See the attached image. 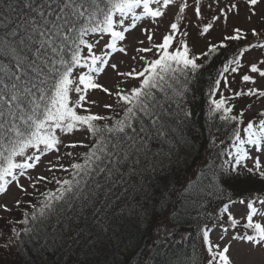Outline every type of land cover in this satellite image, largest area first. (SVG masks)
I'll return each instance as SVG.
<instances>
[{
	"label": "snow or ice",
	"instance_id": "1",
	"mask_svg": "<svg viewBox=\"0 0 264 264\" xmlns=\"http://www.w3.org/2000/svg\"><path fill=\"white\" fill-rule=\"evenodd\" d=\"M205 73L210 148L165 199ZM177 203L198 220L189 264H264V0H0V264L28 241L116 264L119 221L170 243Z\"/></svg>",
	"mask_w": 264,
	"mask_h": 264
},
{
	"label": "trees",
	"instance_id": "2",
	"mask_svg": "<svg viewBox=\"0 0 264 264\" xmlns=\"http://www.w3.org/2000/svg\"><path fill=\"white\" fill-rule=\"evenodd\" d=\"M213 68L208 70V73L213 72ZM208 73H205L201 79V83L197 88L202 91L196 92V108L194 110V123L186 129V135L194 138V149L188 157L189 167L181 166L176 172H165L162 175L166 177V185L163 180H157L154 183L153 191L164 193L167 199V192L173 188L179 189L186 178L195 171L197 166L206 154V150L210 148L208 143L209 129L212 127V122L207 119V80ZM203 93V94H202ZM203 107V112L201 111ZM217 129L219 132L217 133ZM213 133H216L220 138L226 135V129L221 126L219 120L215 121V127L212 128ZM219 143V140L217 141ZM176 211L171 212L170 219L176 225L172 231L176 233L171 238V242H165L163 245L157 241L156 246L153 247V237L156 235V230L149 229L145 225H141L140 230L137 231L125 220L119 221L123 225V239L129 247L125 248L123 245L120 248H113L111 245L107 246V259L109 262L115 261L116 264H124L127 259L128 264H141L142 257L145 251L151 252V264H189L190 259H195L199 256V232L197 231L198 220L196 214L193 212L191 215L185 214L180 204L177 203ZM156 212L159 214L157 223L164 219L165 209L160 205H156ZM187 234L190 239L181 240L180 234ZM27 239V238H25ZM85 253H88L85 256ZM71 253H66L63 250L53 251L52 249L44 250L36 246L33 242L28 241L26 246L22 247L21 256L27 264H69V256ZM80 259L91 261L92 264H97L98 261H103L104 256H97L95 250L89 252L84 248L78 256L73 259Z\"/></svg>",
	"mask_w": 264,
	"mask_h": 264
},
{
	"label": "rangeland",
	"instance_id": "3",
	"mask_svg": "<svg viewBox=\"0 0 264 264\" xmlns=\"http://www.w3.org/2000/svg\"><path fill=\"white\" fill-rule=\"evenodd\" d=\"M232 23H234V24H241V25L244 24V12H243V8L241 9V16L239 18H234L233 21H232ZM161 31H163V28L161 29ZM213 35H214V37H218L219 36V32H216ZM201 47H202V45H201ZM234 87H235V85H234ZM243 103H244L243 100L237 102V109H239V107ZM37 171H43V169H38ZM45 174H47V173H45ZM15 192H16V190L13 189V194H15ZM9 199H11V197H9ZM3 215H5V219H7V215L6 214H3ZM15 215L18 217L19 216V212L17 211L15 213ZM4 223H5L4 220H0V227H3ZM213 239H216V233L215 232L213 233ZM255 258L256 259H260V254L257 253Z\"/></svg>",
	"mask_w": 264,
	"mask_h": 264
}]
</instances>
